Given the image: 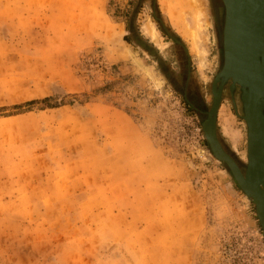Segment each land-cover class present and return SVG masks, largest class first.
Segmentation results:
<instances>
[{"label":"rangeland","instance_id":"1","mask_svg":"<svg viewBox=\"0 0 264 264\" xmlns=\"http://www.w3.org/2000/svg\"><path fill=\"white\" fill-rule=\"evenodd\" d=\"M210 2L0 0V264H264Z\"/></svg>","mask_w":264,"mask_h":264},{"label":"water","instance_id":"2","mask_svg":"<svg viewBox=\"0 0 264 264\" xmlns=\"http://www.w3.org/2000/svg\"><path fill=\"white\" fill-rule=\"evenodd\" d=\"M223 2L225 5L222 30L223 65L214 78L212 85L214 98L209 111L206 112V118L201 124V131L213 157L226 165L245 196L253 202L264 238V114L261 109L257 110L256 108L257 101L264 102L262 96L264 79L260 78L264 76V64L263 67L261 66V63L264 62V47L262 53L256 52L250 30H246L244 27L252 14L256 22L260 17L264 28V6L262 10L257 11L258 6L254 5L253 0H249L248 5H246V0H223ZM256 5H259L258 2ZM242 16L240 32L234 24L238 17L242 18ZM258 57L260 69H257L256 66ZM229 79L231 80L230 92L236 86L241 91L243 115L240 117L248 130V135H246L247 161L244 168H240L241 163L238 164L232 155L223 149L215 128L216 114L220 103V89L222 84ZM216 83L220 84L218 91H214ZM260 185L263 190L260 189Z\"/></svg>","mask_w":264,"mask_h":264},{"label":"bare ground","instance_id":"3","mask_svg":"<svg viewBox=\"0 0 264 264\" xmlns=\"http://www.w3.org/2000/svg\"><path fill=\"white\" fill-rule=\"evenodd\" d=\"M248 1L249 0H246L247 4L248 5ZM258 2L259 5H256V3ZM222 3L224 5V2L222 0ZM253 3L255 6H258L257 8V11H260L262 10V7L264 6V0H253ZM225 6V5H224ZM252 10V9H251ZM250 11V10H249ZM242 19H243V16L242 18L238 17L236 23L234 24V26H236V28L238 27V30L241 32V26H242ZM241 22V23H240ZM244 27L246 28V30H250V35L252 36L253 38V47L254 49L256 50V52L258 53H262V50H263V43H264V28H263V24H262V21L260 20V17H258L257 19V22L255 21V18H254V15H250L249 16V21H247L246 23V26L244 25ZM248 33V32H247ZM222 37H223V32H222ZM260 56V55H258ZM263 64L264 62L261 63V66L263 67ZM256 66H257V69H260V62H259V57H258V62L256 60ZM254 67V66H253ZM262 80L264 79V76H261L260 77ZM225 82L222 84L221 86V89L223 88ZM220 85V84H219ZM230 87V86H229ZM236 88V87H235ZM220 89V97H221V93H222V90ZM233 92V91H232ZM231 92V93H232ZM230 93L231 97H232V94ZM261 96V95H260ZM262 96L264 97V89H262ZM262 97V98H263ZM240 101L242 103V100H241V91H240ZM256 108L257 110L261 109V111L263 112L264 114V102H259L257 101L256 103ZM247 128V126H246ZM248 131V130H247ZM248 135V134H247ZM252 151V150H251ZM260 189L263 190V187L262 185H260Z\"/></svg>","mask_w":264,"mask_h":264},{"label":"flooded vegetation","instance_id":"4","mask_svg":"<svg viewBox=\"0 0 264 264\" xmlns=\"http://www.w3.org/2000/svg\"><path fill=\"white\" fill-rule=\"evenodd\" d=\"M210 1L211 2H210L209 9H210V13H211L212 20H213V27L215 29V33L217 35V38H220V40H221V42H220V51H221V54H222V52H223L222 30H223V25H224L225 8H224V5H223L221 0H210ZM222 63H223V61H221V64ZM230 84H231L230 81L226 82L227 88H226L225 92H223V93H226V92L231 93L230 90H229ZM231 94H232L233 102L235 100L238 102L239 108H240V110H241V112L243 114V107H242V103L240 102V89L239 88H235Z\"/></svg>","mask_w":264,"mask_h":264},{"label":"trees","instance_id":"5","mask_svg":"<svg viewBox=\"0 0 264 264\" xmlns=\"http://www.w3.org/2000/svg\"><path fill=\"white\" fill-rule=\"evenodd\" d=\"M124 39L126 40L125 37H124ZM50 101H51L50 97H46V98H43L41 100H31V101L24 102L22 104L13 105V106H11V109L21 110L23 108H29V107H32V106L37 105V104H44V105H46L49 108L56 107V106H51V104H49ZM1 110H5V108L1 107L0 111Z\"/></svg>","mask_w":264,"mask_h":264}]
</instances>
